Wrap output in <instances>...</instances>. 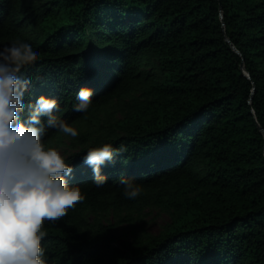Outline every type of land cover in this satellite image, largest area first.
<instances>
[{"label":"trees","instance_id":"trees-1","mask_svg":"<svg viewBox=\"0 0 264 264\" xmlns=\"http://www.w3.org/2000/svg\"><path fill=\"white\" fill-rule=\"evenodd\" d=\"M17 36L40 50L26 100L57 98L78 131L65 160L85 199L44 223L47 264H264V0H0V46ZM104 143L126 150L97 188L83 156ZM146 210L169 217L156 236Z\"/></svg>","mask_w":264,"mask_h":264},{"label":"clouds","instance_id":"clouds-1","mask_svg":"<svg viewBox=\"0 0 264 264\" xmlns=\"http://www.w3.org/2000/svg\"><path fill=\"white\" fill-rule=\"evenodd\" d=\"M39 55L33 41L22 36L0 46V264H47L44 223L58 221L85 199L81 186L68 182L73 166L43 139L50 129L71 137L78 136L77 129L62 118L57 98L40 94L26 100L33 76L22 66ZM93 95L91 86L82 85L73 110L86 113ZM124 150L110 143L87 149L83 160L95 187L107 184L103 168ZM118 179L124 197L140 195L137 182Z\"/></svg>","mask_w":264,"mask_h":264},{"label":"rangeland","instance_id":"rangeland-1","mask_svg":"<svg viewBox=\"0 0 264 264\" xmlns=\"http://www.w3.org/2000/svg\"><path fill=\"white\" fill-rule=\"evenodd\" d=\"M36 1V0H32ZM44 0H37V3L42 2ZM72 138L70 135L63 134L56 138L52 143L51 147L56 148L62 156L67 157L72 150L69 146V140ZM110 223H113L115 219L112 215H107V219ZM169 223V217L161 211L158 210H146L144 214H141L137 217L135 221V225L139 227L142 233L147 235L156 236L158 235L163 228ZM129 225L120 224L116 227L115 233L121 239H129Z\"/></svg>","mask_w":264,"mask_h":264}]
</instances>
